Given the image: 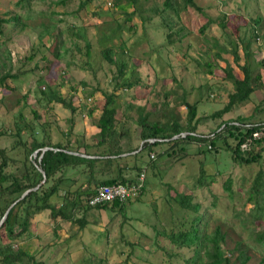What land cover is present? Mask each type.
I'll list each match as a JSON object with an SVG mask.
<instances>
[{
    "label": "rangeland",
    "instance_id": "obj_1",
    "mask_svg": "<svg viewBox=\"0 0 264 264\" xmlns=\"http://www.w3.org/2000/svg\"><path fill=\"white\" fill-rule=\"evenodd\" d=\"M18 1L0 0V16L7 17L9 12L25 13L17 7ZM34 1L37 5L33 11L44 13L29 22L35 29L21 31L18 28L12 31L6 28L5 32L6 39L11 40L7 49L12 54L15 71L19 72L17 69L32 54V49L39 51L35 60L39 69H35L34 64L25 63L24 69L34 72L20 75L15 83L9 81L12 87L17 86L18 91L13 92L4 102L0 89V126L10 122L22 107L18 100L30 94L29 105L37 106L39 116L46 119L50 126L51 141L69 142L74 149L76 135L88 142L98 139L95 123L100 111H95L92 116L89 112L96 102L103 100L105 91H115L116 105L120 110H126V113L132 111L127 110L126 105L133 104L134 110L130 113L132 118L136 119L137 115L143 114L138 108L146 109L145 105L149 104L151 107L148 110L157 105L152 111L161 113L166 109L164 114L177 116L185 124L188 109L183 101L187 100L190 104L203 101L206 90L202 87L208 85L214 87V94L210 102L204 104L203 101L200 105L199 117L205 116L206 119L200 122L198 131L209 137L222 121L207 118L227 104L230 94L234 92L232 82L225 78L224 69L231 65L239 78H242L230 54L234 44L240 56L239 64L247 62L254 68L253 74H262L263 85L255 89L248 103L235 107L232 115L224 119L231 116L232 120L240 118L253 122L264 117L257 113L258 109L264 107V67L256 65L264 60V0H196L206 11V16L198 15L192 9L190 13L194 21L187 38L182 43L162 48L160 45L164 44L165 39L158 25L160 18L157 16L160 14H157V9H161L163 0H92L80 11L77 10L83 0H63V3L62 0ZM136 9H141L140 14L147 18L154 19L152 23L147 24L141 16L133 14ZM225 15L236 16L229 22L238 25L239 36L229 32L231 26L228 32L220 28L219 21ZM131 16L132 19H129ZM240 17L243 19L238 21ZM259 17H262L261 23L254 25L253 19ZM49 18L55 21L56 35L67 51L63 54V49L59 50L62 56L60 60L48 51L49 38L44 39V46L38 39L40 22L48 24ZM59 19L62 22H58ZM205 24L208 27L203 32L202 26ZM134 25L137 26L134 30L136 35L128 30L129 26ZM70 26H75L73 33L65 31ZM253 29L257 38L251 36ZM58 30H62L61 33ZM145 32L148 40H140ZM216 40L218 43H215ZM87 44L92 45L90 66L86 65ZM244 47L251 53L247 61ZM108 48L117 55L122 50L127 52L119 57L127 64L123 81L139 80L140 88L126 90L119 86L113 89L110 80L118 75V67L101 59L99 55L100 51ZM211 63L214 68L217 65L213 75L207 73L206 65ZM41 76L46 78L47 84L52 85L54 90H59L65 99L76 104L75 114L55 102L45 108L38 106L37 79ZM145 84L150 85V90L142 87ZM168 103L170 106H166ZM134 127L131 120L122 126L123 131H132ZM12 143L14 140L10 137H0V147L6 148L14 156ZM215 144L219 148L218 153H208L207 148L197 142L183 145L189 157L175 164L169 172L165 170V160H155V154L161 155L166 148L155 147L149 158L145 153L143 159L137 162L138 168H142L140 174L143 173L145 177L144 193L139 201L130 200L131 204L124 211H113L90 209L88 200L83 197L81 205L73 210L70 221L60 218L53 220L49 212L45 211L33 218V235L25 234L16 238L14 248L28 251L35 257L36 264H148L149 261L164 264L166 256L157 248L160 245L179 256L174 258L173 264H185L186 259L195 255L194 250L173 246L164 237H160L156 243L154 228L150 226L153 223L158 224H155L156 227L166 226L164 218L159 217V214L162 215V208L168 201L167 190L171 185L172 196L194 193L196 198L193 202L201 204L198 215L205 214L209 230L213 231L218 226L227 234L228 249L235 253L233 260L236 261L240 250L245 249L250 257L248 264H259L261 261L264 264V241H258L261 234L264 237V218H256L253 203L246 200L256 177L261 175L260 181H264V155L258 164L243 166L233 160L231 152L226 150L221 140ZM229 144L234 143L230 141ZM137 145L135 139L133 147ZM204 151L206 156L200 153ZM151 161L153 166L150 165ZM17 166V163L11 162L12 169ZM201 177L203 182L199 180ZM228 181L232 184V191L226 189ZM76 185L68 190H74ZM62 190L63 194L65 188ZM170 204L172 209L179 207L176 200H170ZM78 220L83 221V224L78 223ZM203 259L207 261L205 256Z\"/></svg>",
    "mask_w": 264,
    "mask_h": 264
},
{
    "label": "trees",
    "instance_id": "obj_2",
    "mask_svg": "<svg viewBox=\"0 0 264 264\" xmlns=\"http://www.w3.org/2000/svg\"><path fill=\"white\" fill-rule=\"evenodd\" d=\"M91 1H81L77 11H80ZM16 5L20 10H24L25 13L9 12L6 15L7 17L0 16V89L4 95L2 98L3 102L13 92L18 91L17 86L12 87L9 81L15 83L19 80L20 75L34 72V70L26 71L24 69L25 63L34 64V68L39 69V65L35 61L36 54L39 55V51L32 49V54L17 69L19 72L15 71L16 65H13L12 54L7 49L11 40L6 39L5 29L11 28L12 31L18 28L21 31H25L28 28L35 29L29 22L34 20V17L43 16L44 13L33 11L37 5L34 0H19ZM192 9L196 10L198 15L206 16V11L199 6L196 0H163L161 9H157V14H160V16H157L160 18L158 25L162 28L165 39L164 44L160 45L161 48L165 46L171 47L175 43H182L187 38L191 32V24L194 21L190 13ZM140 10L136 9L133 14L136 13L141 16L147 24L152 23L154 19L140 14ZM235 18V15L228 17L225 15L219 21V26L222 30H226L225 32H228L227 29L231 26L229 32L239 36L238 25L235 23L230 24L231 22H229ZM129 19H132V16ZM240 19L243 18L240 17L238 21ZM261 20L262 17L253 19L254 25L260 24ZM57 21L62 22L61 19ZM44 23L43 21L40 22L41 32L38 33L40 44L44 46V39L49 38L50 47L48 51L55 59L60 60L62 58L60 56L61 52L66 54L67 51L64 49L62 41L58 40L59 36L56 35L55 21L49 18L48 24ZM207 27L206 24L203 25L202 31L204 32ZM73 28L75 26L67 27L65 31L71 33ZM136 28L137 26L135 25L129 26L128 30L136 35V32H134ZM61 31L58 30L60 33ZM251 36L252 38H257L254 29L251 31ZM140 40H148L146 32ZM215 43H218L217 40ZM153 47L158 48L156 45H153ZM60 49L63 50L59 52ZM86 49L88 56L86 65L90 66V63H92V45L87 44ZM223 51H227V49H223ZM243 51L246 60L251 53L247 47H244ZM125 53L127 52L122 50L120 55H117L112 49L108 48L100 51L99 55L101 59L118 67V75L110 80L113 89L119 86L124 87L126 90L140 88L139 80L134 82H131V79L123 81L127 71V64L119 57ZM230 54H232L234 64L240 70L242 78H239L236 70L231 65L224 69L225 78L232 82L234 92L230 94L227 104H224L222 108L213 112L207 118L222 121L216 131L211 133L209 137L201 135L198 131L200 122L206 119L205 116L199 117L200 105L203 104V101L204 104L210 102L214 94V87H209L208 85L202 87V89L206 90L205 95H203V101L201 100L194 104H190L187 100L183 101L188 109V117L185 124L181 123L180 118L177 116L164 114L166 109H163L161 113H158L157 110L152 111L157 105L148 110V107H151L149 104L145 105L146 109L144 107L138 108L143 114L137 115L136 119L132 118L130 113L134 110L133 104L126 105L127 110H132L126 113V110L122 111L117 107L115 91H105L103 92V100L96 102L93 110L89 112V115L92 116L95 111H100V117L95 123V126L100 129L98 139L88 142L82 139L80 135H76V147L74 149L71 148L69 142L51 141L50 126L46 123V119L39 116L37 106L29 105L30 94L23 95L18 100L22 107L14 114L10 122L0 126V137H10L14 140L11 150L13 154L15 153L14 156L10 155L6 148L0 147V221L9 207L27 190L33 189L43 182L44 178L41 170H43L46 180L37 191L31 192L24 200L17 203L8 215L4 227L0 230V264H36L34 256L28 251L15 249L13 244L18 237H22L25 234L33 235L32 229L35 227L33 218L35 216L48 211L50 218L53 220L59 218L72 220L73 210L81 205L82 198L84 197V199L89 201L97 190L94 189V186L98 188L118 183L124 185L136 183L142 171L141 167L138 168L137 162L143 159L145 153L149 158L154 153L153 149L155 147L166 148L161 155L155 154V160H165V170L167 172L175 164L183 162L189 157L185 153L183 145L195 142L199 143V145L201 144L200 146H205L208 153H218L219 148L215 142L221 140L226 146V150L231 152L235 162L243 166L258 164V161L263 159L262 155H264V117L258 118L253 122L240 118L232 120L231 116L225 120L224 117L232 115L235 107L250 101V96L255 89L263 85L262 74L258 72L253 74L252 69L254 68L249 66L247 62L243 65L239 64L240 56L236 44L230 50ZM42 60L45 61V59ZM256 65L264 67V60ZM206 67L209 75L216 73L217 65L214 68L211 63L206 65ZM121 80L123 81L122 83H120ZM142 87L150 90V85L148 84L142 85ZM37 88L38 106L45 108L49 103L55 102L61 104L71 114H75L77 111L76 104L72 100L65 99L59 90L52 88V85H48L45 77L41 76L37 79ZM166 106H170L169 103ZM170 112L173 113L172 111ZM257 113L258 115H264V107L258 109ZM127 120H131L134 123L135 127L132 131H129V129L123 131L122 126ZM69 132L71 133L72 131ZM255 133L262 134V137L257 141L253 139ZM184 135H186L185 138H183ZM65 137H68V135L65 134ZM176 137L177 139H175ZM135 139L138 145L133 147ZM150 141L155 142L150 143ZM230 141L234 144L230 145ZM141 143H143L142 146H140ZM244 145L247 146L246 150H242ZM46 147L50 149L43 152ZM36 151H39L37 157L34 155ZM200 153L206 156L205 151ZM123 155L128 156L124 157ZM11 162L17 163V168L12 169ZM152 162L150 165H152ZM199 180L203 182V177ZM260 180L261 175L256 177L251 184L250 192L246 198L248 202L253 203L256 218H264V181ZM68 182L70 184L66 187L65 185ZM228 183L229 185H227L226 189L232 191V184H230V181ZM199 184L202 183L199 182ZM74 185H76V188L69 191L68 189ZM63 188L65 190L62 194ZM171 191V185H169V190H167L168 201L162 208V215L159 214V217L162 216L164 218L166 226L161 227L159 225V227H156V223L150 225L152 229L154 228L156 243H158L157 241L160 237H164L173 246L194 250L195 255L186 259L185 264H248L250 257L245 249L240 250L236 261L233 260L235 253L228 249L227 234L222 231L221 227L217 226L213 231L209 230L210 226L208 221L205 220V214L198 215L201 204L193 202L196 198L194 193L172 196L170 194ZM143 193L144 185L139 195L132 200H135V202L139 201ZM260 196L261 200H259ZM170 200H176L179 207L172 209ZM129 204H131L130 200L125 202L113 201L98 207L89 205L88 207L90 209L124 211ZM78 223L83 224V221L78 220ZM262 235L258 237V241L261 243L264 241ZM226 246L227 249L225 248ZM157 248L166 256L164 264H173L174 258L179 257L173 255L170 250L164 249L165 247L157 245ZM203 256H205L207 261H204ZM148 264H157V262L149 261ZM259 264H263L262 261Z\"/></svg>",
    "mask_w": 264,
    "mask_h": 264
},
{
    "label": "built area",
    "instance_id": "obj_3",
    "mask_svg": "<svg viewBox=\"0 0 264 264\" xmlns=\"http://www.w3.org/2000/svg\"><path fill=\"white\" fill-rule=\"evenodd\" d=\"M262 137L261 133H255L253 135L254 140H259ZM151 143V142H150ZM247 146H243L242 150H246ZM144 185V174L141 173L136 183L132 185L124 184H112L104 185L97 188L95 193L89 199L88 204L91 207H98L113 201L125 202L136 198Z\"/></svg>",
    "mask_w": 264,
    "mask_h": 264
},
{
    "label": "water",
    "instance_id": "obj_4",
    "mask_svg": "<svg viewBox=\"0 0 264 264\" xmlns=\"http://www.w3.org/2000/svg\"><path fill=\"white\" fill-rule=\"evenodd\" d=\"M185 137V136H184ZM175 139H177V137L175 138ZM151 143H153V142H155V141H150ZM142 144L143 143H141V145L140 146H142ZM50 148L49 147H46V148H44L43 149V152L44 151H47V150H49ZM38 152L39 151H36L35 152V156L38 154ZM73 154H77V153H73ZM81 156H83V157H88V156H86V155H81ZM124 157L125 156H128V155H123ZM41 172H42V174H43V182L41 183V184H39L37 187H35V188H33V189H30V190H27L14 204H12L10 207H9V209L7 210V212L5 213V215H4V217L2 218V220L0 221V230L4 227V225H5V221H6V219L8 218V215L10 214V212H11V210L15 207V205L17 204V203H19L20 201H22V200H24L31 192H33V191H37L43 184H44V182H45V180H46V177H45V174H44V172H43V170H41Z\"/></svg>",
    "mask_w": 264,
    "mask_h": 264
},
{
    "label": "crops",
    "instance_id": "obj_5",
    "mask_svg": "<svg viewBox=\"0 0 264 264\" xmlns=\"http://www.w3.org/2000/svg\"><path fill=\"white\" fill-rule=\"evenodd\" d=\"M99 117H100V115H99ZM99 119V118H98ZM96 128H98V127H96ZM100 134V129L98 128V135ZM145 178V177H144ZM36 224V223H35ZM35 226V225H34Z\"/></svg>",
    "mask_w": 264,
    "mask_h": 264
},
{
    "label": "bare ground",
    "instance_id": "obj_6",
    "mask_svg": "<svg viewBox=\"0 0 264 264\" xmlns=\"http://www.w3.org/2000/svg\"><path fill=\"white\" fill-rule=\"evenodd\" d=\"M99 188V187H98Z\"/></svg>",
    "mask_w": 264,
    "mask_h": 264
}]
</instances>
